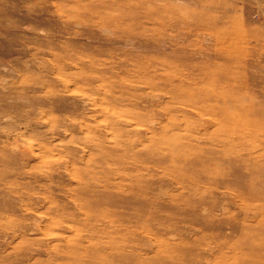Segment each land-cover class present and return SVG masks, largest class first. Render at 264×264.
<instances>
[{"label": "clouds", "instance_id": "obj_1", "mask_svg": "<svg viewBox=\"0 0 264 264\" xmlns=\"http://www.w3.org/2000/svg\"><path fill=\"white\" fill-rule=\"evenodd\" d=\"M0 264H264V0H0Z\"/></svg>", "mask_w": 264, "mask_h": 264}]
</instances>
